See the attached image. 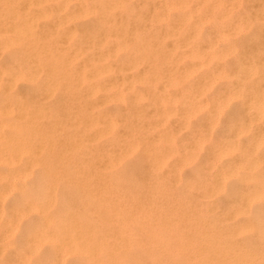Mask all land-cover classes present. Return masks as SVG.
Masks as SVG:
<instances>
[{"label": "rangeland", "instance_id": "1", "mask_svg": "<svg viewBox=\"0 0 264 264\" xmlns=\"http://www.w3.org/2000/svg\"><path fill=\"white\" fill-rule=\"evenodd\" d=\"M0 5V104L13 109L0 122L20 124L3 129L4 138L18 130V152L0 175L28 173L0 197V264L53 258L50 242L25 239L44 215L138 231L145 261L168 258L159 248L174 234L197 241L202 227L238 222L221 219L254 184L235 166L258 160L255 176L264 174V141L254 145L264 136V102L254 106L256 90L264 101V0ZM8 188L0 179V193ZM27 196L44 212L18 221Z\"/></svg>", "mask_w": 264, "mask_h": 264}, {"label": "bare ground", "instance_id": "2", "mask_svg": "<svg viewBox=\"0 0 264 264\" xmlns=\"http://www.w3.org/2000/svg\"><path fill=\"white\" fill-rule=\"evenodd\" d=\"M14 1L27 3L30 0H0V3L8 5L14 3ZM100 1L104 2V4L108 2V0ZM177 1L181 6L186 5V0ZM0 7L4 6L0 5ZM83 11L79 13V16L83 15ZM24 30L22 26L13 28V31L17 33L20 31L24 32ZM26 31H29V29L26 28ZM191 57H197V53H192ZM103 59L102 55L96 58L97 61ZM109 70V68H104L102 71ZM91 75L97 76L99 72L92 70ZM255 92L254 100L256 102L254 106L258 107L264 102L263 95H260L258 90ZM193 109V105L188 106L186 113H191ZM12 113L13 109L9 103L0 104V114L4 115L2 118H7ZM10 127L19 129L20 124L9 123L5 119L1 120L0 141L4 138L3 129ZM236 132L239 133L241 130ZM17 133L18 130L14 129V137L4 138L5 144L0 147V165L9 170L13 169V164L17 159L18 147L15 146V134ZM254 140V145L256 143L258 145L264 141V136L259 133L255 134ZM217 149L219 154L226 151L221 148ZM251 156L254 159L253 153ZM236 167H242L247 170L254 184L253 190L248 193H240L237 197V201L234 202L231 210V216H222L221 219H235L238 213L241 215L239 219H235L238 222L230 227L223 228L210 224L202 227L197 241L189 238L178 239L177 234H174L171 237V243L169 242V249L165 246H159L160 253L169 255L166 259L152 256L145 261V255L141 258V251H145L147 255L149 254L145 248L149 244L148 242L145 244L141 242L138 237V231L124 228L106 230L95 224H83L75 220L68 222V224L55 223L53 218L47 215L43 216V226L34 227L31 231L27 230L25 232V239L34 247H39L41 242L44 241L52 244L54 247L53 258L43 264H58V261L64 262L66 259L83 260V263L80 264H264V174L260 177L255 176L258 172H262V167L258 160L249 162V164L242 163L235 166V169ZM27 175V169H25L23 175H18L14 172L0 175V179L4 178L5 184L9 187L8 190L0 193V197L10 192V188L13 189L11 187L13 186V180L24 179ZM35 201L30 196L21 198L14 206L15 218L20 221L21 217L32 211L36 212L37 215H41L44 212V206ZM193 209L195 210L196 208L194 207ZM193 209L187 208L185 221L196 233L198 231L191 226L193 222L191 212ZM12 229L9 228V232ZM132 246L134 248L129 249ZM151 247L150 245L148 249ZM133 254L136 256H133ZM177 259L182 260L181 263H178Z\"/></svg>", "mask_w": 264, "mask_h": 264}]
</instances>
